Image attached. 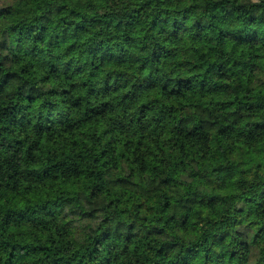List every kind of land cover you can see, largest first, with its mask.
<instances>
[{
    "label": "trees",
    "instance_id": "obj_1",
    "mask_svg": "<svg viewBox=\"0 0 264 264\" xmlns=\"http://www.w3.org/2000/svg\"><path fill=\"white\" fill-rule=\"evenodd\" d=\"M0 264H264V0H0Z\"/></svg>",
    "mask_w": 264,
    "mask_h": 264
},
{
    "label": "rangeland",
    "instance_id": "obj_2",
    "mask_svg": "<svg viewBox=\"0 0 264 264\" xmlns=\"http://www.w3.org/2000/svg\"><path fill=\"white\" fill-rule=\"evenodd\" d=\"M220 181H221V190L223 193L234 192L239 189L238 185L236 184L233 178L222 177Z\"/></svg>",
    "mask_w": 264,
    "mask_h": 264
}]
</instances>
